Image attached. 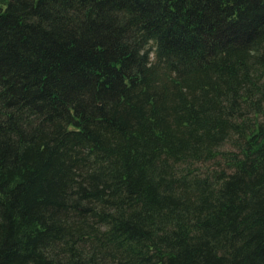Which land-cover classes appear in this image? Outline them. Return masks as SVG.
<instances>
[{
  "label": "trees",
  "instance_id": "1",
  "mask_svg": "<svg viewBox=\"0 0 264 264\" xmlns=\"http://www.w3.org/2000/svg\"><path fill=\"white\" fill-rule=\"evenodd\" d=\"M0 264H264V0H0Z\"/></svg>",
  "mask_w": 264,
  "mask_h": 264
}]
</instances>
